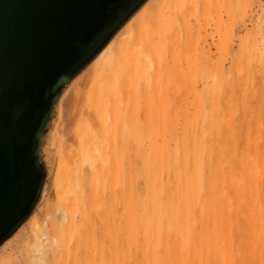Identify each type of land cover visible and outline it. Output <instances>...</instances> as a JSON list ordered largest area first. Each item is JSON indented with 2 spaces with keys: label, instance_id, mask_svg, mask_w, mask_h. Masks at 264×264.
Masks as SVG:
<instances>
[{
  "label": "bare ground",
  "instance_id": "6f19581e",
  "mask_svg": "<svg viewBox=\"0 0 264 264\" xmlns=\"http://www.w3.org/2000/svg\"><path fill=\"white\" fill-rule=\"evenodd\" d=\"M248 5L146 0L129 17L57 99L58 228L33 219L36 251L13 258L18 228L0 264H90L87 247L94 264H264V21Z\"/></svg>",
  "mask_w": 264,
  "mask_h": 264
},
{
  "label": "water",
  "instance_id": "95a60500",
  "mask_svg": "<svg viewBox=\"0 0 264 264\" xmlns=\"http://www.w3.org/2000/svg\"><path fill=\"white\" fill-rule=\"evenodd\" d=\"M145 1L0 0V235L8 239L39 198L46 174L40 148L53 107L94 59L80 68L79 42L98 29L115 34ZM21 90L37 100L19 128L14 101Z\"/></svg>",
  "mask_w": 264,
  "mask_h": 264
},
{
  "label": "rangeland",
  "instance_id": "374dc122",
  "mask_svg": "<svg viewBox=\"0 0 264 264\" xmlns=\"http://www.w3.org/2000/svg\"><path fill=\"white\" fill-rule=\"evenodd\" d=\"M259 1H260L261 6H259L258 8L257 7L253 8V6L251 7L248 5L244 9V12L247 15L251 14L254 17V21L256 20L257 17L261 18V19L263 18V21H264V0H259ZM262 14H263V16H262ZM248 19L244 20L245 24H243V25H246V27L250 28L251 25L249 24L250 22L248 23V21H249ZM241 24L242 23H239V22L234 23V28H233L234 31L232 32L233 38H237V36H243L244 33L246 32L247 28ZM263 24H264V22H263ZM214 34H215V30H208V37L210 35L212 36ZM71 103H73V101H71ZM57 106L58 105L56 102L54 107H53L50 120L48 122V128L46 129V131L42 137L40 156H41V161H42V163L46 169V174H45L43 187L41 189V193L39 195V198H38L33 210L31 211L30 215L23 222L24 224L22 223V225L19 227V229L15 233L17 236H19L15 241L16 245L13 246L14 247L13 250H15V251L11 250V248H10V250L5 251L6 253H9L10 251H12V257L13 258H19L20 253H22L21 250L25 251V249L27 247H29L28 251H31V252L36 251L37 246L33 247L35 245L33 243H35V242L33 241L34 240V234L31 230V223L33 222V219L42 218V220H46L47 216H50L53 218V219L52 218L51 219L57 228L60 224L59 218L61 217V215H60V212H58L57 208H56L57 207V205H56L57 202H56V197H55L56 194H55V190H53V179H54V176L56 173L57 159H55V158L46 159V153H45V148L47 147V139H49V137H51V133L53 132V130L55 128L54 124L58 118ZM68 145H71L70 141L68 142ZM42 215H44V216H42ZM19 231H20V233L17 234ZM103 241L104 242L102 244L105 245V247L107 248L106 254L109 255L108 248H111L110 239L107 237H104ZM25 244L28 246L26 247ZM31 245H33V246H31ZM95 248L96 247H93V248L87 247L86 251L83 250L80 252L82 255L85 254L83 259L87 258L88 260H90L89 261L90 264H94L93 262L96 259V257L94 256V253H95L94 249ZM18 249H19V251H18ZM47 254H48L47 255L48 264H53V262H51V257H50L51 252H50V255H49V253H47ZM60 264H62V263H60ZM83 264H85V262H83Z\"/></svg>",
  "mask_w": 264,
  "mask_h": 264
},
{
  "label": "snow or ice",
  "instance_id": "6c2138e0",
  "mask_svg": "<svg viewBox=\"0 0 264 264\" xmlns=\"http://www.w3.org/2000/svg\"><path fill=\"white\" fill-rule=\"evenodd\" d=\"M119 27V25L117 26ZM116 29L105 35L103 29H98L87 41L79 42L76 49V59H82L80 68L87 65L108 43ZM80 69H77L79 71ZM37 97L34 93L21 90L14 101L15 121L19 128L25 126L32 118ZM7 239L6 235H0V244Z\"/></svg>",
  "mask_w": 264,
  "mask_h": 264
}]
</instances>
